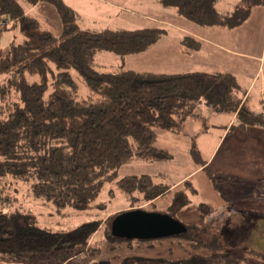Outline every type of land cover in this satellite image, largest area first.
Wrapping results in <instances>:
<instances>
[{"label": "trees", "instance_id": "obj_1", "mask_svg": "<svg viewBox=\"0 0 264 264\" xmlns=\"http://www.w3.org/2000/svg\"><path fill=\"white\" fill-rule=\"evenodd\" d=\"M26 1L33 5L52 4L62 28L55 35L42 28L37 18L25 13L17 0H0L4 28L11 22L22 35L18 43L10 44L0 54V98L14 92L18 99L7 105L4 114L0 110V178L29 180L32 194L56 212L90 208L103 183L110 179H117V188L131 205L152 202L169 193L170 185L155 182L149 174L116 178V169L132 159L170 158V152L156 144V130L179 133L182 122L192 116L201 101L217 112H236L239 125H264V91L259 111L249 110L242 102L244 94H236L238 84L231 73H165L124 66L102 71L94 68L96 51L121 55L143 52L162 36L163 28L82 29L75 22V11L62 0ZM158 1L194 24L226 27L240 25L252 8L264 5V0H240L230 14L221 15L213 8L216 0ZM182 43L189 49L199 46L188 35ZM80 81L85 95L81 93ZM192 155L205 166L206 161L200 159L197 150ZM210 178L216 188L220 183L231 186L236 181L233 175L210 174ZM195 192L189 179L183 180L173 191L167 214L175 217L174 213L189 203V194ZM220 193L225 199L226 194ZM200 208L201 222L182 223L185 231L172 237L183 238L193 250L208 252L174 263L245 264L233 251L213 250L219 238L207 231L211 224L206 218L211 210L205 203ZM37 220L28 212L0 209V255L9 263L66 264L75 248L91 255L100 250L87 247L102 224L100 220L59 231L40 226ZM168 237L171 236L128 239L113 236L111 230L106 233L109 244L136 240L153 245ZM53 257L55 262L46 263Z\"/></svg>", "mask_w": 264, "mask_h": 264}, {"label": "rangeland", "instance_id": "obj_2", "mask_svg": "<svg viewBox=\"0 0 264 264\" xmlns=\"http://www.w3.org/2000/svg\"><path fill=\"white\" fill-rule=\"evenodd\" d=\"M17 1L23 6H28L26 0ZM120 2L132 11L128 13L120 11L117 18L112 17L110 20L108 17L105 18L104 14L94 16L88 2L82 5V10L78 5H73L76 9H74L75 22L82 29L160 27L164 32L145 52L121 55L106 50L96 51L93 58L96 70H113L124 66L154 72L177 70L190 72L219 67V70L230 72L236 79L238 89L235 93L238 97L244 94L248 86L253 87L249 96L253 103L250 104L248 101L245 105H248L251 111L254 107L260 109L257 97L264 80V5L252 8L249 17L236 27L221 30L212 27L213 34L210 33V29L205 32L203 28H197L202 34L214 36V41L216 38L232 48V50L221 48L219 51L214 50L217 54L208 57L204 52L185 53L183 49L189 48L182 42L178 43L177 40L186 37L187 35L182 32H188L187 29L190 28L188 24L194 23L177 13L170 12V8L164 7L158 0H121ZM239 2L240 0H216L213 8L217 13L227 15ZM52 6L41 2L32 13L42 20L43 28H48L53 34L58 35L62 25L57 18V11L50 8ZM113 19L117 21H112ZM183 21L187 23L184 24ZM4 24L3 19L0 18V54H4L10 44L18 43L22 39V35L11 26V22L6 28ZM80 85L81 93L85 95L86 89L81 81ZM14 101H18L14 92L0 98V110L3 114L7 105ZM235 117L239 121L236 112H217L204 101L197 103L192 116L182 122L179 133L164 129L156 130V144L166 148L171 154L170 158L132 159L116 169V178L144 173L151 175L155 182L167 185H172L183 177L189 178L196 192L189 194V203L174 213V218L185 224L200 223V204L205 203L215 214L206 218L208 224H211L207 231L217 234L219 238L218 245L213 250L218 253L233 251L243 258L245 264H264V133L249 130L250 133L243 134L244 132H241L240 127L236 125ZM229 121L230 124L234 123L230 133L225 130ZM194 150L198 151L203 162L209 158L205 166L194 159L192 155ZM198 166L202 167L194 170ZM210 174H235L236 181L231 186L220 183L219 188H216ZM116 180L110 179L103 183L90 208L83 211L68 208L56 212L53 206L32 194L29 180L5 176L0 178V209L31 213L38 219L40 226L57 231L72 230L83 223L100 220L102 222L100 228L93 233L87 245L88 248H99V252L91 255L90 252L79 253L78 248H75L76 252H73V256L69 257L66 264L94 262L121 264L127 261H132L133 264H175V260L208 252L205 249L193 250L183 238L172 236L153 245L136 240L109 244L106 233H109L108 224L114 213L131 208L168 213L173 191L182 184L176 185V189L172 188L169 193L152 202H133L131 205L124 193L117 188ZM220 191L226 194L225 199L222 198ZM55 261L53 257L46 263ZM42 262L44 261H40L39 264ZM0 264L12 263L0 255Z\"/></svg>", "mask_w": 264, "mask_h": 264}, {"label": "crops", "instance_id": "obj_3", "mask_svg": "<svg viewBox=\"0 0 264 264\" xmlns=\"http://www.w3.org/2000/svg\"><path fill=\"white\" fill-rule=\"evenodd\" d=\"M62 1L67 6H69L70 8H72L73 10L75 9V8H73V5H78L79 6V9L82 10L83 9L82 8L83 7L82 5H84L86 2H88L89 3V7L91 8L94 16L95 15H98V14H104L103 16L105 18L108 17V20L112 19V17L113 18H117L119 16L120 11H125L126 13L132 11V10H130V8L128 6L122 4V2H120L121 0H62ZM39 3H41V2H38V3L34 4V5L28 3V6L27 7L26 6H23L21 3H20V5L24 9L25 13H27L30 16H33V17L37 18L38 21H39V23H40V25L42 26V20H40L34 13H32L33 10L36 8V6ZM50 8H53V10H56V9H54V6H52ZM86 10H87L86 12L88 13V8ZM170 12L175 13L172 10H170ZM57 18H58V20H60L58 13H57ZM160 19H162L163 21H167V19H165V18H160ZM112 21H117V20L113 19ZM183 22H184V24L187 23L186 21H183ZM173 24L174 25L181 26V25L176 24V23H173ZM188 26L190 27L189 29H187L188 32H182V33H184L186 35H191V37H193L194 40H196V41L199 42V46L196 49H187V48L186 49H183L186 54H192V53L198 54L200 52H202V53L204 52V53H206V55L208 57H212V56H215V54H217L214 50H218V51L221 50V49L232 50V48H229V46L228 45L226 46L225 43L216 40V38H215V41H214V39H213L214 36L209 37V35L202 34L200 32L201 30L200 29H197V28H203V30L205 32H207L206 30L210 29V33L213 34L212 27H213V29L221 30V29L227 28L226 26H198V25H194V24H191V23H189ZM42 28H43V26H42ZM103 28H106V27H103ZM103 28H100V29H103ZM109 28H124V27H109ZM183 28L186 29L187 27L186 26H183ZM45 29H48V28H45ZM87 29H96V28H87ZM127 29H131V28H127ZM217 32H220V31H217ZM222 32H224V31H222ZM182 39L183 38H178L177 42L178 43L179 42H182ZM147 49L145 51H147ZM145 51H143V52H145ZM224 66L227 67V65L225 63H224ZM126 69H130V68H126ZM205 69H207V70H205ZM205 69L193 70V71H207V72H214V71L225 72L226 71V70H224V71L219 70V67L218 68H213V69L208 67V68H205ZM134 70H138V69H134ZM139 71H149V70H139ZM152 72H154V71H152ZM177 72H180V71H178V70L177 71H173V72L168 71V72H165V73H177ZM226 72H228V71H226ZM228 73H230V72H228ZM251 83H252V81L249 83V85H251ZM252 88L253 87L248 86L247 89L244 90V92H243L244 95L242 96V99H243L242 102H244V104H246V102H248V101L250 102V104L253 103L252 100L249 99L250 98L249 96H250V93H251ZM263 91H264V80H263V83L261 84V86L259 88V95L257 97V102L260 101ZM256 110L259 111V109H256L254 107V110L253 111H256ZM235 119H236L235 120L236 121V125L238 127H240L241 132H244L243 134L250 133L249 130H255L256 132L257 131H260V132L264 133V125H249V124L239 125V122L237 121V118L236 117H235ZM230 122L231 121H229V123L226 125V128H225V130H227L228 133L232 132V130H233L232 128H233V124L234 123H231L230 124ZM208 161H209V158L206 161V163ZM201 167L202 166H198L194 170H197V169H199ZM226 175H233L234 176L235 174H226ZM186 179H189V178H186ZM183 180H185V177L181 178L180 180H178L174 184L170 185L171 186L170 189L175 188L176 185H178V184H181ZM158 198H156V199H158ZM156 199H154V200H156ZM211 215H215V214H213L211 212Z\"/></svg>", "mask_w": 264, "mask_h": 264}, {"label": "water", "instance_id": "obj_4", "mask_svg": "<svg viewBox=\"0 0 264 264\" xmlns=\"http://www.w3.org/2000/svg\"><path fill=\"white\" fill-rule=\"evenodd\" d=\"M111 234L121 238L154 239L177 235L184 225L167 213L132 208L117 213L110 222Z\"/></svg>", "mask_w": 264, "mask_h": 264}]
</instances>
